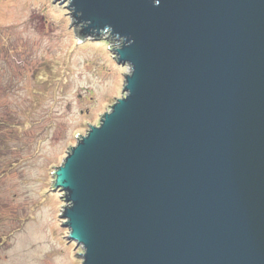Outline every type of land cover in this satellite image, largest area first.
<instances>
[{
  "label": "water",
  "instance_id": "1",
  "mask_svg": "<svg viewBox=\"0 0 264 264\" xmlns=\"http://www.w3.org/2000/svg\"><path fill=\"white\" fill-rule=\"evenodd\" d=\"M130 65L56 167L82 264H264V0H65Z\"/></svg>",
  "mask_w": 264,
  "mask_h": 264
},
{
  "label": "rangeland",
  "instance_id": "2",
  "mask_svg": "<svg viewBox=\"0 0 264 264\" xmlns=\"http://www.w3.org/2000/svg\"><path fill=\"white\" fill-rule=\"evenodd\" d=\"M65 0H0V264H82L53 175L123 95L130 65L79 38Z\"/></svg>",
  "mask_w": 264,
  "mask_h": 264
}]
</instances>
